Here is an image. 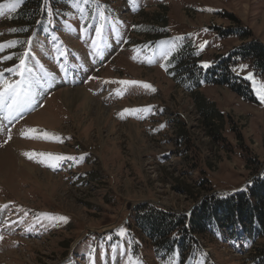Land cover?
I'll return each mask as SVG.
<instances>
[{
	"label": "rangeland",
	"instance_id": "rangeland-1",
	"mask_svg": "<svg viewBox=\"0 0 264 264\" xmlns=\"http://www.w3.org/2000/svg\"><path fill=\"white\" fill-rule=\"evenodd\" d=\"M80 3L27 34L11 23L22 0L0 16V44L19 42L0 51V73L19 81L8 70L30 53L23 112L11 122L0 112V264H264V238L199 237L184 257L177 250L161 260L133 225L143 204L190 216L205 198L264 173V102L246 78L264 83V73L234 65L250 98L203 81L247 43L242 30L264 44V0ZM28 129L41 138H27Z\"/></svg>",
	"mask_w": 264,
	"mask_h": 264
},
{
	"label": "trees",
	"instance_id": "trees-1",
	"mask_svg": "<svg viewBox=\"0 0 264 264\" xmlns=\"http://www.w3.org/2000/svg\"><path fill=\"white\" fill-rule=\"evenodd\" d=\"M81 8L80 0H22V4L14 12V21L11 23L17 35L27 34L33 31L40 19L43 24H48L51 15H66ZM242 32L243 41L247 43L236 47L227 58L219 60L217 65L208 67L210 74L205 76L208 79L203 81L228 87L239 96L250 98L252 94L250 84L236 75L234 65L237 62L248 63L250 67L264 73V44L255 39L250 40L248 32L245 30ZM194 69L199 70V76L201 70H204L201 66ZM213 69L216 71L222 69L229 77L227 78L221 71L218 73L222 75H216L217 72L212 71ZM198 112L202 116V121L209 124L211 112L203 109H199ZM213 130V136H218V131L214 128ZM185 191L192 194L189 190ZM199 199L195 196L196 201ZM133 219L134 228L161 260L177 250L181 253V258L184 257L190 250L189 247H195L199 237L225 241L224 243L236 242L239 239L242 245L247 238L250 244H253L264 238V173L237 193L225 197L205 198L190 216H178L166 209L143 204ZM237 226L243 231L240 238L234 232ZM258 250L261 255L258 259H262L264 263V248Z\"/></svg>",
	"mask_w": 264,
	"mask_h": 264
},
{
	"label": "snow or ice",
	"instance_id": "snow-or-ice-1",
	"mask_svg": "<svg viewBox=\"0 0 264 264\" xmlns=\"http://www.w3.org/2000/svg\"><path fill=\"white\" fill-rule=\"evenodd\" d=\"M19 2V0H10L7 4H0V16H2L3 9H9L15 10L16 4ZM100 19L103 21L105 19L104 13H100ZM102 27V26H101ZM95 37L92 41L93 47H98L97 40L102 41V31L100 29H97L95 31ZM19 43L18 41H11L6 44H0V51H3L7 47H15L16 44ZM30 43V42H29ZM29 52H24L22 56L19 58V64L14 69H9L8 71L11 73H14L15 75H18L21 77L19 81L10 80L4 76L3 73H0V112L5 113L4 119L11 122L15 117L19 116L25 107L26 102L28 101L29 97L28 94L25 92V87L27 84L26 81V72L28 71L27 65H26V59L29 56ZM164 55H167V53H164ZM5 59H12V56H8ZM203 67L207 68L208 64H204ZM243 70V69H241ZM249 81L252 82L253 90L258 96V98L264 102V83H258L256 79L254 78V75L249 74L246 77ZM122 84H136L135 81H121ZM144 88H151V85L144 84L142 85ZM30 87V85H28ZM37 130L35 129H28L25 132V136L27 138H41L36 135H29L30 133H36ZM49 136L48 133H44L43 137L47 138ZM10 138V137H9ZM25 155H28L31 159L33 154L26 153ZM37 155H48L51 159H55L57 161L64 160V159H75L73 157H63V156H56L51 157L50 154H37ZM40 162V161H38ZM49 167L52 165L49 164ZM48 219H54V217L48 216ZM63 220H66L67 218H62ZM3 237L0 236V240H2Z\"/></svg>",
	"mask_w": 264,
	"mask_h": 264
},
{
	"label": "bare ground",
	"instance_id": "bare-ground-1",
	"mask_svg": "<svg viewBox=\"0 0 264 264\" xmlns=\"http://www.w3.org/2000/svg\"><path fill=\"white\" fill-rule=\"evenodd\" d=\"M52 76V75H51ZM56 78V77H55ZM52 83V82H51ZM75 91V90H74ZM65 92H70V91H65ZM73 93V92H72ZM80 95V94H79ZM69 96V93H66L65 97L67 98ZM71 97V96H69ZM84 97V96H83ZM70 100V99H69ZM78 100V99H77ZM90 100V99H89ZM75 101V100H74ZM69 103V102H68ZM70 104V103H69ZM100 105V104H99ZM97 106V105H96ZM74 107V106H73ZM94 107V106H93ZM95 108V107H94ZM97 108V107H96ZM88 110V109H87ZM98 110V109H97ZM81 112V111H80ZM84 112V111H83ZM95 112V111H94ZM106 112V111H105ZM99 113V112H96ZM95 114V113H94ZM93 115V114H92ZM90 116V115H88ZM96 117V116H95ZM98 118V117H97ZM97 120V119H96ZM100 120V119H99ZM102 120V119H101ZM94 124V123H93ZM129 126V125H128ZM23 135V134H22ZM24 166V165H23ZM24 168H27L26 166H24ZM31 169V168H30ZM32 172V171H31ZM35 175V174H34Z\"/></svg>",
	"mask_w": 264,
	"mask_h": 264
},
{
	"label": "water",
	"instance_id": "water-1",
	"mask_svg": "<svg viewBox=\"0 0 264 264\" xmlns=\"http://www.w3.org/2000/svg\"><path fill=\"white\" fill-rule=\"evenodd\" d=\"M233 193H237V192H233Z\"/></svg>",
	"mask_w": 264,
	"mask_h": 264
}]
</instances>
